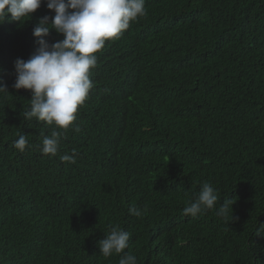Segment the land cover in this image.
Masks as SVG:
<instances>
[{
    "label": "trees",
    "instance_id": "1",
    "mask_svg": "<svg viewBox=\"0 0 264 264\" xmlns=\"http://www.w3.org/2000/svg\"><path fill=\"white\" fill-rule=\"evenodd\" d=\"M145 7L97 54L81 131L54 157L39 151L51 127L24 119L30 91L12 87L15 59L35 53L33 28L54 13L42 3L0 24V264H118L98 248L114 224L137 264H264V0ZM73 149L76 163L61 161ZM204 181L218 204L234 200L235 219L183 214Z\"/></svg>",
    "mask_w": 264,
    "mask_h": 264
},
{
    "label": "clouds",
    "instance_id": "2",
    "mask_svg": "<svg viewBox=\"0 0 264 264\" xmlns=\"http://www.w3.org/2000/svg\"><path fill=\"white\" fill-rule=\"evenodd\" d=\"M146 0H0V24L6 20L24 21L30 18L42 3L54 15H45L33 28L35 53L27 60L14 61V89L30 91L29 103L23 116L26 121L42 122L51 127L50 135H44L39 145L42 155L54 157L60 151L61 140L69 129L79 133L75 123L80 108L89 99L95 86L92 70L98 65V53L106 41L119 39L133 22L147 15ZM10 14V16H9ZM62 36L53 43L46 37L50 31ZM0 94H8V88L0 83ZM13 146L23 152L30 146L24 134H17ZM78 153L60 156L61 161L76 163ZM220 192L211 182L204 181L194 193L188 205L182 209L185 216L193 218L209 210L226 222L233 217V199L218 204ZM129 214L143 217L148 209L131 206ZM257 235H264V224L255 228ZM131 233L119 224L109 225L104 238L98 241L99 252L104 258L116 254L118 264H137V257L129 248Z\"/></svg>",
    "mask_w": 264,
    "mask_h": 264
}]
</instances>
